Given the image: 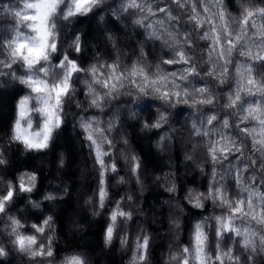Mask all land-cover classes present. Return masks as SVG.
I'll list each match as a JSON object with an SVG mask.
<instances>
[{
	"label": "clouds",
	"instance_id": "obj_1",
	"mask_svg": "<svg viewBox=\"0 0 264 264\" xmlns=\"http://www.w3.org/2000/svg\"><path fill=\"white\" fill-rule=\"evenodd\" d=\"M0 264H264V0H0Z\"/></svg>",
	"mask_w": 264,
	"mask_h": 264
},
{
	"label": "trees",
	"instance_id": "obj_2",
	"mask_svg": "<svg viewBox=\"0 0 264 264\" xmlns=\"http://www.w3.org/2000/svg\"><path fill=\"white\" fill-rule=\"evenodd\" d=\"M149 159L151 160V158L149 157ZM152 163H154V161H151Z\"/></svg>",
	"mask_w": 264,
	"mask_h": 264
}]
</instances>
